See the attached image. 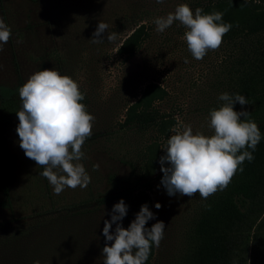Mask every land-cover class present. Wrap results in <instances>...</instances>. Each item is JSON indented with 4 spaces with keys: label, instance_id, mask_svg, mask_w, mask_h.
<instances>
[{
    "label": "rangeland",
    "instance_id": "rangeland-1",
    "mask_svg": "<svg viewBox=\"0 0 264 264\" xmlns=\"http://www.w3.org/2000/svg\"><path fill=\"white\" fill-rule=\"evenodd\" d=\"M196 1L0 0V17L12 31L0 51V85L14 90L11 99L0 98V264H104L102 249L112 242L105 240L102 229L115 204L108 197L130 190L147 194L148 208L155 214L149 228L157 221L166 225L164 238L159 247H152L145 264H189V232L200 195L169 196L161 184L159 158L180 125H190L193 134H213L209 112L224 103L218 99L221 93L229 94L227 68L238 51L222 43L196 60L179 21L162 33L156 31L155 18L180 4L192 9ZM99 22L109 25L108 33H117L115 41H108L105 32L103 43L92 42ZM141 23L148 37L131 58H124L117 47ZM42 69H56L77 81L85 93L83 104L95 117L80 161L91 182L86 188L66 187L59 195L39 175L42 169L25 156L16 132V111L22 107L18 89ZM148 82L165 89L155 106L175 118L169 134L158 140L152 132L137 134L120 125L127 104ZM243 106L235 103L233 108L241 111ZM154 139L153 174L135 181L131 173L137 166L136 151ZM111 177L118 179L115 185ZM120 223L123 227V219ZM243 233L241 256L244 264H251L264 241V210Z\"/></svg>",
    "mask_w": 264,
    "mask_h": 264
},
{
    "label": "clouds",
    "instance_id": "clouds-1",
    "mask_svg": "<svg viewBox=\"0 0 264 264\" xmlns=\"http://www.w3.org/2000/svg\"><path fill=\"white\" fill-rule=\"evenodd\" d=\"M156 3L162 4L164 0ZM175 21L185 27L184 39L196 60L217 50L232 28L231 23L223 22L222 12L204 13L197 7L193 13L187 4H180L174 12L154 19L156 31L164 32ZM108 28L107 23L99 22L92 42L103 43L105 32L108 41H115L117 33H108ZM11 37V28L0 17V51ZM18 93L22 107L16 111L19 121L16 132L25 156L42 169L39 175L53 186L54 194H61L66 187L86 188L91 178L80 161L85 158L82 147L92 135L95 117L81 103L85 93L78 82L56 69H42L32 73ZM218 99L224 103L209 112L212 135L193 134L190 125H180L167 139L159 164L163 173L161 184L169 196L179 193L191 198L199 193L206 200L223 191L234 175L243 171L241 165L245 160L254 159L253 152L261 140L260 128L255 121L247 119L250 112L233 108L237 102L242 106L250 104L249 100L239 93L227 92L221 93ZM155 207L159 209L161 205L157 202ZM127 210L121 199L113 205L110 220H104L103 236L112 242L102 249L104 264H145L152 247H159L164 238L163 221L146 227L155 216L147 204L141 205L135 219L124 228L120 221Z\"/></svg>",
    "mask_w": 264,
    "mask_h": 264
},
{
    "label": "trees",
    "instance_id": "trees-1",
    "mask_svg": "<svg viewBox=\"0 0 264 264\" xmlns=\"http://www.w3.org/2000/svg\"><path fill=\"white\" fill-rule=\"evenodd\" d=\"M197 7L204 13L222 12L223 22L232 24L223 37V43L238 49L236 58L227 68L231 79L229 95L239 93L249 100L250 104L243 107L250 112L247 119L259 126L261 140L253 152L254 159L244 161L243 171H238L223 191L198 200L189 232L187 259L189 264H244L240 248L243 232L252 227L264 210V0H197L193 13ZM148 34L146 26L138 24L121 40L116 52L131 58ZM13 94L12 88L0 85L3 101L11 99ZM165 95V89L159 84L146 83L138 96L127 104L121 127L137 134L152 132L156 140L167 136L175 118L155 106ZM155 139L136 151L137 166L131 173L135 181L153 174L157 157ZM117 180L110 178L113 185ZM108 199L115 203L123 199L128 206L123 218L124 228L135 219L141 205L149 203L144 190L120 192ZM146 227L149 228V222ZM59 255L64 257L63 253ZM251 264H264V241L258 244Z\"/></svg>",
    "mask_w": 264,
    "mask_h": 264
}]
</instances>
